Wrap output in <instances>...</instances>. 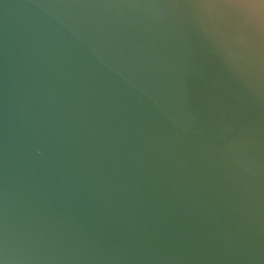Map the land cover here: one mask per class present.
Instances as JSON below:
<instances>
[{
  "label": "water",
  "instance_id": "95a60500",
  "mask_svg": "<svg viewBox=\"0 0 264 264\" xmlns=\"http://www.w3.org/2000/svg\"><path fill=\"white\" fill-rule=\"evenodd\" d=\"M0 264H264V0H0Z\"/></svg>",
  "mask_w": 264,
  "mask_h": 264
}]
</instances>
